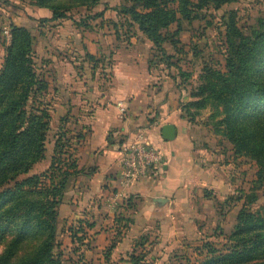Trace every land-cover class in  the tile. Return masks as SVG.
<instances>
[{
    "label": "rangeland",
    "instance_id": "obj_1",
    "mask_svg": "<svg viewBox=\"0 0 264 264\" xmlns=\"http://www.w3.org/2000/svg\"><path fill=\"white\" fill-rule=\"evenodd\" d=\"M78 1L58 0L54 3L64 5ZM194 1L197 2V0ZM99 4L96 8L89 9L86 6H78L68 10L67 19L48 21L46 15L50 9L40 7L37 0H0V70L11 43L7 40L4 29L12 25L24 26L35 36V69L40 77L46 81L47 78L50 79L51 77L49 74L51 73L50 63L53 61L49 50L50 45L54 46L56 53H60L56 54L57 59H60V55L65 56L67 64L63 65L62 68L76 67L79 69L83 65L82 61L72 59L77 56L71 47L78 43V47L81 48V43H83L84 38H88V33L91 31H96L98 28L101 29V32H103L102 29L105 31L104 24L101 25L104 20L105 22L111 19L118 20V26L119 23L121 24L116 33L123 35L126 40H130L133 36L142 35V32L136 27L132 28L129 22H125L122 15L117 13L114 16L113 13L115 9L119 12L120 7L132 5V1L100 0ZM180 5L177 0L174 2L176 8ZM103 8L111 9L110 16L113 15L114 17L108 16L106 18V12L102 10ZM230 11L236 13L238 25L249 33L250 28L257 23V20L264 16V0H238L218 9L215 8L214 4L206 5L201 9H195L194 6H191L193 18L190 21L182 17L180 13L178 14L181 19L180 34L176 38L179 40L178 43L172 44L169 41L164 43L166 54L156 49L158 54L154 56V60L157 61L159 68L163 71L161 78L163 80L170 78L174 82V88L179 90L181 103L186 98L190 99L187 103L200 101L203 85L209 75L215 70L225 69L226 27L224 23L225 17L229 15ZM100 12H105L102 16L104 20L98 17ZM177 25L176 22L173 23L170 30H176ZM112 31L114 32V29ZM104 33L108 32L105 31ZM66 53H72V56L70 57ZM112 56L113 52H110L105 59H102L101 63L106 65L102 69L105 70H101V68L97 70L99 72L98 79L94 84H91L100 91H104L106 87L110 86L111 70L108 66L112 62ZM47 82V90L34 96L28 107H31L33 103L36 106H47L53 119L58 118L59 115L65 116L66 105L60 104L61 87L56 86L51 80ZM56 82L58 84L57 79ZM203 97L207 98L208 102L204 108L193 106L187 109L188 117L192 116L190 120L194 125L193 129H195L193 142L197 147L204 148L211 159H208L206 154L204 157L199 155L202 160L198 166L203 167L205 171L216 168L220 177L228 175L232 187L227 188L226 192L224 191V200L221 201L216 196L214 197L216 200H210L213 192H209V189L205 191L208 193L207 198L203 200L205 216L196 217L197 224H200L202 231L188 235V237L184 236L185 239L180 237L175 243H168L166 247H161V241L157 242L159 236L147 234L148 243L144 241L147 237L146 234L135 237V234L129 231L130 229L126 230V234H129L128 240L126 242L121 241L120 238L124 231L122 230L123 217L116 223L119 227L114 230L111 216L104 217L103 221L100 219L87 220L85 224H82L81 221L69 224L67 219L58 216L54 252L61 253L63 264H134V260L131 259L133 254L141 256V258L143 255L147 264H199L209 256L208 247L212 246L217 249L225 247L226 239H228L237 221V213L242 207L249 213H258L264 216V180L259 174L264 166L246 153L244 156L235 155L232 143L223 135L224 127L220 123V119L223 117L222 108L217 106L216 100L209 99V96ZM187 103L185 104L186 107ZM256 123V119L253 122L250 120L243 121L240 128L241 132L252 139L253 130H250L249 127L252 126L256 129ZM57 125V121L51 122L45 143L46 157L35 164L27 174L21 175L19 179H25L33 174H41L49 168L54 153L55 144L53 143L56 135L60 132V127L57 130ZM215 128L216 130L219 128L220 132H216ZM67 145L71 146V151L77 146L76 144L70 145L69 142ZM74 180L75 178L71 180L68 189ZM253 185L259 187L256 190L254 201L249 202L247 200L249 198L246 196L252 193ZM68 189L65 191L64 197ZM197 190V194H199L200 188ZM21 205H23L21 199L19 201H7L0 208V212L13 209L15 214L19 215L22 211ZM210 206L220 209L219 212L222 215L219 218L213 216L209 211ZM4 220L7 219L4 218ZM91 223H97L94 229H89ZM99 228H101L100 232H105L102 237L97 236L99 234L97 229ZM73 233L76 236H73ZM43 240V231H35L29 227L22 233L16 218H14V222L9 221L7 223L0 220V258L8 253L6 264H19L30 258L38 252ZM111 243H115L118 247L108 257L107 248Z\"/></svg>",
    "mask_w": 264,
    "mask_h": 264
},
{
    "label": "crops",
    "instance_id": "obj_2",
    "mask_svg": "<svg viewBox=\"0 0 264 264\" xmlns=\"http://www.w3.org/2000/svg\"><path fill=\"white\" fill-rule=\"evenodd\" d=\"M102 10H105L108 18L111 9ZM105 12H100L98 17L102 19ZM113 13L115 16L118 11L115 9ZM46 16L51 17L52 12L49 10ZM104 22L101 25L104 24L108 33L98 28L88 33L81 48L78 43L71 47L77 56L72 59L82 61L79 69L62 68L67 64L65 56L60 55V59H57L56 54L60 53H56L54 46H49L53 61L50 63L51 77L47 81L51 80L61 87L60 104L66 105L65 116L59 115L51 122L57 121V130L63 126L70 137L69 144L77 145L72 152L81 170L66 192L59 217L67 219L69 224L77 221L85 224L87 220L103 221L104 217L111 216L114 230L119 227L116 223L123 217L121 241L128 240L129 234L126 232L130 229L135 237L155 234L159 236L157 242L161 241V247H166L180 237L185 239L184 236L202 231L196 217L205 216L203 200L207 198V189L213 192L210 200H216V196L221 201L232 184L228 175L220 177L216 168L205 171L198 166L202 160L199 155L210 157L204 148L197 147L193 142L195 129L185 105L190 99L186 98L181 103L174 82L170 78H161L163 71L154 60L158 53L153 42L143 33L126 40L116 33L121 24L118 26V20ZM110 52H113L112 62L108 66L111 83L100 91L91 84L98 79L97 70H105L101 61ZM87 54L99 61L95 69ZM66 55L71 57L72 53ZM119 101L127 107L124 115L117 106ZM168 123L176 127L173 140L165 139L162 135V128ZM144 126L149 127L151 141L163 153V163L148 176L122 188L116 197V206L111 208L112 194L119 186L116 179L121 164L120 145L135 140L139 128ZM197 188H200L199 194ZM212 207L209 211L219 218L222 215L220 209ZM236 224L237 221L232 231ZM96 225L89 226V229H94ZM100 229H97V236L102 237L105 232H100ZM147 238L148 235L144 241ZM112 244L115 243L109 246ZM117 247L115 244L110 252L107 251L108 257Z\"/></svg>",
    "mask_w": 264,
    "mask_h": 264
},
{
    "label": "trees",
    "instance_id": "obj_3",
    "mask_svg": "<svg viewBox=\"0 0 264 264\" xmlns=\"http://www.w3.org/2000/svg\"><path fill=\"white\" fill-rule=\"evenodd\" d=\"M37 1L40 7L51 10L52 16L46 17L48 21L67 19L68 10L78 6L89 9L100 2L79 0L58 5L54 3L58 0ZM130 1L132 5L120 7L118 14L147 36L157 50L165 53L164 43L177 44L179 41L176 39L181 30L179 13L190 21L193 18L191 6L201 9L214 4L218 9L238 0H177L181 4L177 8L174 6L176 0ZM228 14L224 23L225 69L212 72L203 85L200 101H191L187 107L204 108L208 102L203 96L216 100L217 106L222 108L223 135L232 143L235 155L246 153L264 166V16L247 33L238 25L236 13L230 11ZM175 22L177 29L171 31ZM10 29L11 43L0 70V208L7 201L20 199L23 205L19 215L13 209L0 212V220L7 223L16 218L22 233L29 227L44 232L38 252L19 264H63L61 253L54 252L58 207L71 180L81 170L71 146L67 145L70 139L67 130L61 126L49 168L41 174L19 179L46 157L45 143L52 115L47 106L33 103L28 107L34 96L48 88V82L35 69V36L24 26L12 25ZM86 57L95 69L99 61L90 54ZM254 119L257 128L249 127L253 130L251 139L240 128L243 121L253 122ZM216 132H220L219 128ZM259 174L264 180V167ZM258 187L253 185L252 193L246 196L249 202L254 201ZM224 246L220 249L208 247L209 256L199 264H264V216L249 213L242 207L235 229ZM114 247L112 244L107 251ZM131 259L134 264H147L143 255L141 258L133 254ZM7 260L8 253L0 258V264H6Z\"/></svg>",
    "mask_w": 264,
    "mask_h": 264
},
{
    "label": "built area",
    "instance_id": "obj_4",
    "mask_svg": "<svg viewBox=\"0 0 264 264\" xmlns=\"http://www.w3.org/2000/svg\"><path fill=\"white\" fill-rule=\"evenodd\" d=\"M5 36L11 41V29L5 27ZM120 113L124 115L127 107L122 101L117 103ZM120 170L117 175V190L112 194L109 206L114 208L117 202V196L121 193L122 188H126L141 178L148 176L151 171L160 168L164 155L161 150L156 147L150 139L149 127H140L135 140L123 142L120 145Z\"/></svg>",
    "mask_w": 264,
    "mask_h": 264
},
{
    "label": "water",
    "instance_id": "obj_5",
    "mask_svg": "<svg viewBox=\"0 0 264 264\" xmlns=\"http://www.w3.org/2000/svg\"><path fill=\"white\" fill-rule=\"evenodd\" d=\"M162 135L165 139L173 140L176 135L175 125L171 123L165 124L162 128Z\"/></svg>",
    "mask_w": 264,
    "mask_h": 264
}]
</instances>
